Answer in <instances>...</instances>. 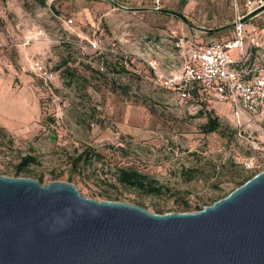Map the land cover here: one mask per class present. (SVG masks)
Listing matches in <instances>:
<instances>
[{
	"label": "rangeland",
	"instance_id": "rangeland-1",
	"mask_svg": "<svg viewBox=\"0 0 264 264\" xmlns=\"http://www.w3.org/2000/svg\"><path fill=\"white\" fill-rule=\"evenodd\" d=\"M174 27L150 6L0 0V175L166 215L196 213L264 172V115L239 126L226 105L181 101L150 72V59L180 70ZM258 27L262 46L238 69L264 68L263 18ZM209 117L219 126L204 134ZM27 156L35 162L19 170ZM120 168L160 195L116 184Z\"/></svg>",
	"mask_w": 264,
	"mask_h": 264
},
{
	"label": "water",
	"instance_id": "water-1",
	"mask_svg": "<svg viewBox=\"0 0 264 264\" xmlns=\"http://www.w3.org/2000/svg\"><path fill=\"white\" fill-rule=\"evenodd\" d=\"M0 264H264V172L196 213L0 175Z\"/></svg>",
	"mask_w": 264,
	"mask_h": 264
},
{
	"label": "built area",
	"instance_id": "built-area-1",
	"mask_svg": "<svg viewBox=\"0 0 264 264\" xmlns=\"http://www.w3.org/2000/svg\"><path fill=\"white\" fill-rule=\"evenodd\" d=\"M257 1L248 7L249 14L262 7ZM234 39L225 43L212 42L207 45H186L176 43L180 70L165 75L155 59L146 62L161 87L175 90L181 101L192 100L197 89L199 96H207L229 107L235 122H250L264 115V68L238 71L229 52L242 53L244 42L258 49V39L247 36L240 19L234 22Z\"/></svg>",
	"mask_w": 264,
	"mask_h": 264
},
{
	"label": "crops",
	"instance_id": "crops-1",
	"mask_svg": "<svg viewBox=\"0 0 264 264\" xmlns=\"http://www.w3.org/2000/svg\"><path fill=\"white\" fill-rule=\"evenodd\" d=\"M109 3L119 2L129 5L150 6L155 14L167 23H174L177 43L186 45H207L212 42L225 43L234 39V22L240 19L243 32L258 39L262 28L258 22L264 19V0H106ZM257 1L262 7L249 14L248 7ZM248 42H244L242 53L230 51L231 59L236 63L232 67L238 69L246 62ZM253 69V68H252Z\"/></svg>",
	"mask_w": 264,
	"mask_h": 264
},
{
	"label": "trees",
	"instance_id": "trees-1",
	"mask_svg": "<svg viewBox=\"0 0 264 264\" xmlns=\"http://www.w3.org/2000/svg\"><path fill=\"white\" fill-rule=\"evenodd\" d=\"M192 97L193 98L196 97V99L200 98L197 89H195L192 92ZM218 126L219 125L217 119L215 118L212 119L211 117H209L207 119V122L202 126L203 133L204 134L214 133L217 130ZM81 158H82L81 155H79L74 160V165H76L81 160ZM34 162L35 161L32 157H28V156L24 157L22 158L18 169L20 170V168L26 167L29 164H33ZM114 180L116 184L127 189L135 190L143 194L144 196H158L160 195L161 192V187L158 185V183L155 180L132 169H123V168L118 169L116 171ZM243 184L244 183H242L241 186ZM201 210L202 209H198V211Z\"/></svg>",
	"mask_w": 264,
	"mask_h": 264
}]
</instances>
